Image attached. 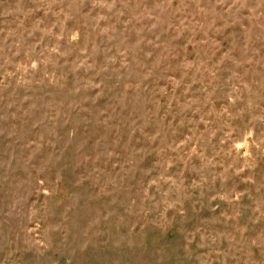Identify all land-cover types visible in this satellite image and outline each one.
I'll list each match as a JSON object with an SVG mask.
<instances>
[{"label":"rangeland","instance_id":"rangeland-1","mask_svg":"<svg viewBox=\"0 0 264 264\" xmlns=\"http://www.w3.org/2000/svg\"><path fill=\"white\" fill-rule=\"evenodd\" d=\"M0 264H264V0H0Z\"/></svg>","mask_w":264,"mask_h":264}]
</instances>
